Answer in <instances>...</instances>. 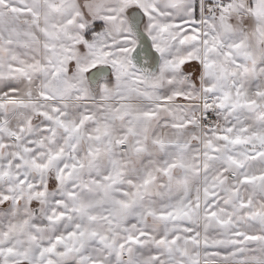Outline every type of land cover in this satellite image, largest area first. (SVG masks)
Here are the masks:
<instances>
[{
    "label": "snow or ice",
    "instance_id": "snow-or-ice-1",
    "mask_svg": "<svg viewBox=\"0 0 264 264\" xmlns=\"http://www.w3.org/2000/svg\"><path fill=\"white\" fill-rule=\"evenodd\" d=\"M0 264H264V0H0Z\"/></svg>",
    "mask_w": 264,
    "mask_h": 264
}]
</instances>
